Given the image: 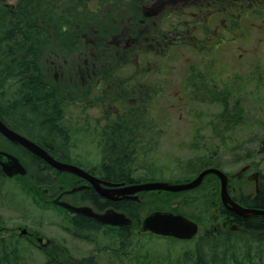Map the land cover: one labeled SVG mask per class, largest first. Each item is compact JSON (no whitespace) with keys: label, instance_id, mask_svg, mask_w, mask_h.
I'll return each mask as SVG.
<instances>
[{"label":"rangeland","instance_id":"374dc122","mask_svg":"<svg viewBox=\"0 0 264 264\" xmlns=\"http://www.w3.org/2000/svg\"><path fill=\"white\" fill-rule=\"evenodd\" d=\"M7 1L13 3L16 0ZM208 7L206 6L201 13L202 18H204L203 21L206 23L205 25L210 24L209 17L214 12L209 10ZM102 10H105V8ZM253 11L254 15H256L255 9L252 11L247 10L243 13L239 25L235 26L236 30L232 39L229 38L230 35L226 32L228 29L219 30L220 34L223 33L224 36L223 41H219L220 45H218L217 50L212 48L211 51L206 53L202 48L204 43L201 44L200 39L191 38L190 46H194L198 51L181 45L175 58H168L171 61L170 64H173L174 68L179 69L171 76L173 80L179 81L184 73L185 66L191 61L195 64L196 73H191L190 79L201 81L204 80V75H210L207 77H209V80L215 81L217 89L213 90H217L216 93L220 96V101L218 102L211 98L212 93L209 90H204L208 91V93L203 95L205 98L196 95L203 100L196 99L192 103L187 102L185 97L188 93L192 94V92L189 89H182L178 83H173L164 91L161 102H158L155 107L147 105L152 107L151 112H156L157 109L161 112L163 111L162 109L167 107V101L174 94L173 107L166 109L169 113H172L170 132L160 134L159 142L153 145V160L158 167L164 168L163 172H156V178L159 180H172V177H174L177 180H173V182L187 181L193 178L206 165L202 162L209 160L210 163H216L229 175L231 195L238 197V193L241 192L249 196L253 195L254 182L247 178V174L251 171H258L264 174V151H258V140L264 136V15L260 17L256 15L258 17L256 23H254L249 21L251 18L250 13ZM225 19L226 16L221 21H216V23H225ZM226 25L224 26L226 27ZM230 25L232 24L230 23ZM207 29L212 32L209 25H207ZM105 40L112 41L110 39ZM125 44V39L122 38L117 42V46L111 49V53H114V59L120 58L121 60L124 55H127V58H130V60L133 58L131 61L137 64L138 56L136 54L129 56L128 52L130 50L128 49H130V44ZM117 48L120 49L118 50ZM142 48L140 53L145 55L146 53H143ZM123 49L124 51L127 49L125 53ZM143 58L145 61L147 60L146 64L157 65L155 55L148 54V56H143ZM54 59L56 63L58 57ZM166 59L164 56H160L158 60L160 64L166 66ZM124 64V61L113 63L112 67H120ZM63 69L64 75H69L72 72L67 67ZM126 70L127 68L125 67L120 73L122 77L125 75L127 80ZM58 76L57 74V79L61 77ZM59 80V83L55 82L58 85L66 79L62 80L60 78ZM80 86L76 85L72 92H78L79 89H82ZM220 87L223 88L220 89ZM225 88H229L230 91L225 90L222 93ZM81 91H85L84 97H87V90L82 89ZM129 93H127V99L124 102L126 105L133 103L131 98L134 97V93ZM77 95L80 96V93ZM111 97L113 96H110L109 100ZM226 102L239 103L237 105L238 112H236L234 118L237 123L227 121L226 118L230 117V112L227 113L224 109L222 112L220 105ZM112 109L115 108L112 107ZM145 111H148V108ZM216 112L220 113L224 119L221 124L220 135L208 130L209 124L212 127L210 120L214 118L213 114ZM69 113L70 111H67V114ZM67 114L65 112L64 117ZM3 115L6 121L19 129V131L25 132L30 137H35V139L41 138V136L36 137L35 135L42 132L34 131L26 126L22 128L21 125L23 124H19L14 117L6 113ZM70 116L73 117L72 113ZM67 121L70 120H66V126L68 127ZM189 121H196V126L199 127L198 131H192L191 136H196L192 140L188 136L190 135L188 134L190 132ZM42 134L45 135L46 133ZM198 139L205 141V146L202 150L191 153L189 148H182L181 142L184 140L192 142ZM88 141L89 138H86L84 142L80 143L79 139L73 136L70 137L71 145L69 144V154L67 155L71 161H79L88 167L92 164H97L103 152L94 150V147L89 146ZM0 146L18 154L25 165L28 166L26 175L0 178V195L2 198L0 201V214L3 220L0 223V232L2 234L12 233L18 237L17 235L21 232V228L25 227L33 231L35 235L45 234L53 238L54 242L50 249L58 250L61 246L64 248L65 243L69 248V254L78 258L95 254L98 256L96 257L100 264H107V262L120 264L118 263V258L122 254L118 253L117 255V249L124 248V246L119 245V234L116 228L107 226L90 228L89 230H82L81 233L84 236L76 238L73 232L75 227L72 220H70L69 213L57 205L49 204L45 201L48 196L40 192L43 188H48L49 190L51 186L57 185L53 179L48 178L46 167L41 166L40 163L37 166L31 164V156L24 148L19 145H10L1 135ZM213 151L216 152L213 153ZM198 154L205 155L196 158ZM193 157L194 159H192ZM190 160H192L191 163ZM244 164H249V168L242 173L240 178H237L235 173ZM142 171L145 172L140 163L137 173ZM50 172L53 174L55 171L52 169ZM50 192L55 193L56 189L52 188ZM82 203L90 204L88 201ZM219 205L218 179L208 175L201 186L193 190L175 193L160 192L152 196L145 193L140 196L139 201L133 204V207L129 206V209L136 210L137 215H142V217L147 212L157 208L180 211L188 217L199 221L201 227L200 235L210 227H225L222 222L226 219L223 212L220 211ZM130 235L132 236L131 245L133 244V247L140 253H158L162 256L168 254L175 256L184 249L193 247L198 239L196 236L192 240L182 241L141 232L139 224L131 228ZM21 242L22 258H20V264H38L44 261L45 255L43 252L30 246L24 240ZM114 252L115 256L118 257H112ZM122 258L124 260V257ZM106 260L107 262H105ZM125 261L126 259L123 263Z\"/></svg>","mask_w":264,"mask_h":264},{"label":"trees","instance_id":"16d2710c","mask_svg":"<svg viewBox=\"0 0 264 264\" xmlns=\"http://www.w3.org/2000/svg\"><path fill=\"white\" fill-rule=\"evenodd\" d=\"M140 2L141 0H16L14 4H8L5 0H0V109L2 107L4 114L14 117L19 124H23L21 126L46 133L49 137L59 140L61 133L55 124L58 112L51 107V101L45 100L54 97L52 94L54 87L49 83L50 77H46V67L48 61L55 55L69 58L79 53L81 57L93 48L112 49L111 46L104 44L103 38L110 40L114 38L116 41L129 28L133 32L136 31L130 36L132 48L128 49L130 50L128 55L133 56L141 46L143 53L146 54L137 55L140 58L138 64H143L145 62L143 56L148 54H153L156 58L164 56L167 58L166 66L159 64L158 72H168L173 71V64H170L171 61L168 58H175L181 37L188 38V31L189 35L199 36L200 39L204 38L203 35L206 37L209 35V31L204 30L202 25L198 24L200 21L197 20L201 10L203 11L206 6H209L208 9L212 12L214 11L211 15L215 20L217 19L216 21H221L226 16V22L218 26L220 30L223 28L235 30V26L239 25L243 13L247 10L255 9L259 17L264 15V0H205L206 4L201 2L198 6L165 2L164 11L157 17L146 13L151 9V4V6L140 7ZM103 8L105 10H102ZM256 15L254 11L251 12L249 21L256 23L258 17ZM116 19H118L117 26L114 23ZM216 21L210 23L211 26ZM225 24H227L226 27ZM122 25L123 28H120ZM193 26L197 30L193 28L191 31ZM173 39H175L172 41L174 45L166 42ZM211 49L208 48L207 51ZM104 56L111 58V56ZM129 60L130 58L124 55L120 62L124 61L126 67L135 65ZM126 72L134 73L133 69L129 68ZM159 81L163 79L160 78ZM225 90L230 91L229 88H225L222 93ZM236 108L235 105L230 109L227 102L223 106L224 110L230 109L228 111L230 117H227L230 122L235 118ZM260 148L264 151V136L260 139ZM106 154L108 156L107 175L117 179L124 178L123 180L127 181L131 179V177L128 178V169L125 168L126 154L118 147L108 149ZM30 156L31 164L39 165L40 158L31 153ZM2 177L4 175L0 169V178ZM238 197L240 202L250 207L264 209V177L261 178L256 193L252 196L239 194ZM115 207L128 210L126 209L128 204L126 207ZM222 211L226 216L236 217L235 221L242 229L232 231L222 226L210 227L198 236L193 247L184 249L175 256L140 253L130 243L132 227L116 228L119 234V245L124 246L117 249V255L122 254L118 258V263L264 264V215L242 218L224 208ZM137 216L136 213L131 214L133 220ZM2 222L0 214V223ZM96 225L97 222L91 218L75 216L74 226L77 233L89 230ZM80 235L81 233L77 237H81ZM21 241H23L21 238L12 233L4 235L0 232V264H20ZM113 255L112 257H118L115 256V252ZM96 256L95 254L81 258L69 256L60 262L55 252L50 249L44 261L38 264H100ZM122 257L126 259L124 263ZM107 264H113V262H107Z\"/></svg>","mask_w":264,"mask_h":264},{"label":"flooded vegetation","instance_id":"af4514ba","mask_svg":"<svg viewBox=\"0 0 264 264\" xmlns=\"http://www.w3.org/2000/svg\"><path fill=\"white\" fill-rule=\"evenodd\" d=\"M165 2L167 4L174 2L183 4V1L180 0H163L162 3L161 0H150L148 2L145 0L144 2L141 1L139 6L144 7L145 5L151 4L152 6H150L153 9V13L156 15L158 11L157 8L160 4H165ZM129 47L130 49L132 48L131 45ZM138 48L140 50L141 46ZM139 50L136 51V55L140 53ZM101 60L109 62V58L105 57L104 53L91 55L83 71L79 73L80 87L87 90V97L77 96V92H75L73 94L74 98L64 99L60 106L58 103L51 105V107L58 112L55 117V124L58 127V131L61 133V138L55 140L47 134L43 135L41 133L39 134V137L41 136L40 140H33L42 145L58 160L80 165V167L87 170L88 173L104 181L101 185L108 187L115 184L132 183V180L129 179L127 181L123 180L124 178L117 179L107 175V150L118 147L126 154L125 168L129 169L128 178H130L134 161H136L137 158H142V160L150 157L154 158L152 155L154 151L153 145L159 142L160 134L170 132V119L172 118V113H169L166 109L168 107H173V104L169 103L160 115L150 113L148 115L149 118L144 119L147 117H145L143 113V101L144 98H148L150 87L152 88L153 106L155 107L158 103L157 87L159 85V75L157 66L144 63L138 64L140 61L137 60V64L130 66V68L134 70L133 75L126 74L128 75L126 80V76L124 75L122 77L120 73L125 65L120 67L115 66V69H113V67H109V64L102 63ZM59 73L62 80L66 79V83L72 80L71 75H64V69H61ZM53 74L55 79H57L56 72H53ZM133 78L135 80H133ZM196 85L205 88L204 83L198 82ZM129 92L134 93V97L131 98L133 103L126 105L122 111H118L119 109L121 110L122 103L125 102L127 93ZM129 95L131 94L129 93ZM110 96L113 97L109 100ZM45 100L57 101L58 99L46 98ZM65 103L66 105L63 106ZM112 107L115 109H112ZM67 111H70V113L67 114ZM65 112L67 114L66 117H64ZM71 113L73 117L70 116ZM66 120H70L67 121L68 127L66 126ZM144 120H146L145 123L143 122ZM192 130L198 131L199 129L193 128ZM72 136L79 139L80 143L84 142L86 138H89V146L94 147L96 151L103 152L97 164H92L88 167L79 161L70 160L67 154H69L68 147H70V137ZM42 163L44 167L47 166L46 162L43 161ZM47 170L49 178L53 179L57 184L50 188H55V193L50 192L48 188H43L44 193L48 195L50 201L53 198H57L59 201L69 202L73 205L86 204L82 202L88 201L90 203L89 205L94 209L102 211L112 203L115 204L120 201L129 200L124 198H118V200L105 198L96 191L86 178L74 173L55 169V172L51 174L50 170ZM78 186L84 187L71 192V189H75ZM61 208L69 213L70 220H72L74 226L75 216L81 214L72 212L63 207ZM81 216L85 217L84 215ZM38 237V235L34 234L30 237V240L35 242ZM45 238L46 237H43V239ZM53 242V238H46L43 249L47 250L48 247L53 245ZM64 248H66L65 243Z\"/></svg>","mask_w":264,"mask_h":264},{"label":"water","instance_id":"95a60500","mask_svg":"<svg viewBox=\"0 0 264 264\" xmlns=\"http://www.w3.org/2000/svg\"><path fill=\"white\" fill-rule=\"evenodd\" d=\"M0 132L3 135H5L7 138L12 140L13 142L23 145L34 154L44 158L48 163H50L51 165H53L58 169L73 171L80 175L86 174L85 171L80 169L79 167L54 160L39 145L27 139L26 137L20 135L19 133L15 132L14 130L6 126L1 120H0ZM3 153L5 155L1 153L0 155L6 156V159L4 161L0 159V165L5 174L13 175L17 173L20 174L25 173L26 169L19 162L17 157L11 155L10 153H6V152ZM207 173H215L220 178L221 201L230 211L243 217H248L250 215L264 214V210L262 209L243 207L239 205V203L235 202L227 192L226 175L222 173L220 170L213 167L203 169L193 180L184 183H169L166 181H155L150 183H140L135 185L123 186L119 189L118 188L107 189V191L108 190L109 192L111 191L110 193L116 191L117 193H121V194L131 193L143 189L144 190L162 189L168 191H179L197 186L201 182L204 175ZM250 178L256 179V173L252 174ZM92 180H93V185L96 187L97 191H99L102 195L110 196L109 192H105L98 187L96 180L94 179ZM59 204L66 205L67 207H70L75 211L83 213L86 216L95 217L99 221L105 223L126 225L129 224L130 222V220L128 218H125L123 214L117 213L113 209H108L104 213L98 214L96 212H93L89 207H74L62 202H59ZM143 229L144 230L149 229L152 230L153 232H157L160 234H171L176 237L189 238L197 231V225L196 223L187 219L181 214L155 211L146 218H144Z\"/></svg>","mask_w":264,"mask_h":264}]
</instances>
